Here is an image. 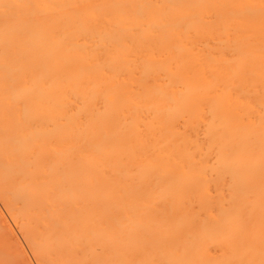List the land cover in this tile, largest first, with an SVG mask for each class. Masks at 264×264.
<instances>
[{
    "label": "bare ground",
    "instance_id": "6f19581e",
    "mask_svg": "<svg viewBox=\"0 0 264 264\" xmlns=\"http://www.w3.org/2000/svg\"><path fill=\"white\" fill-rule=\"evenodd\" d=\"M0 198L42 264H264V0H0Z\"/></svg>",
    "mask_w": 264,
    "mask_h": 264
},
{
    "label": "rangeland",
    "instance_id": "374dc122",
    "mask_svg": "<svg viewBox=\"0 0 264 264\" xmlns=\"http://www.w3.org/2000/svg\"><path fill=\"white\" fill-rule=\"evenodd\" d=\"M0 227H1L0 228V250H1L0 251V264H11V263L12 264H42L43 262L42 256L40 255L41 258H39L38 255L36 256L37 253L35 254L34 251H32V248H31L32 245L29 244V242L27 241V238H25L26 234L23 233L24 230L20 228L19 223L16 222L14 217H12V214H10V212L8 211V207L6 203L1 198H0ZM1 254L4 255V256L2 255L3 258L1 257ZM40 259H42L41 263H40Z\"/></svg>",
    "mask_w": 264,
    "mask_h": 264
}]
</instances>
